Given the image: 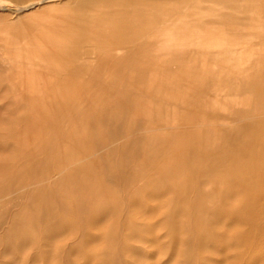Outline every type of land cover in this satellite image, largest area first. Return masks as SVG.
Segmentation results:
<instances>
[{
    "label": "bare ground",
    "instance_id": "1",
    "mask_svg": "<svg viewBox=\"0 0 264 264\" xmlns=\"http://www.w3.org/2000/svg\"><path fill=\"white\" fill-rule=\"evenodd\" d=\"M13 11L12 16L0 17V31L5 32L0 39L8 42L10 50H16L15 55L41 56L39 52L22 49H48L49 55L56 60L51 59L50 65H43L45 60L39 63L54 73L62 70L67 58L85 63L79 71L90 68L91 62L98 57L114 65L115 74L101 85V102L90 124L71 142L69 151L60 152L63 168L57 176H64L62 169L67 177L68 171H76L77 177L72 180V185L80 190L85 188L96 179L104 162L101 158L107 149L115 160L121 158L123 161V182H128L126 173L132 168L145 173L164 172L161 192L157 193L159 195L151 194L154 196L151 197L157 200L158 206L167 200L177 202L174 246L177 250H191L192 235L189 234L188 239L182 236L184 224L181 217L186 211L185 206L195 197L192 190L196 183L192 174L199 151L206 148V144L209 146L205 136V132L213 131L209 114H222L223 123L227 124L242 122L241 127L230 128L224 133L230 136L226 152L232 166L237 164L239 154H247L248 151H251L247 154L251 158L257 155L264 157V69L253 70L247 77L240 69V77L246 81L244 85H236V90H231L233 83L228 74L237 67L234 68L233 64L235 54L226 53L223 61L226 78L223 82H220L222 77L209 67L207 74L198 76V62L185 61V57L191 54L188 50L196 46L199 36H186L182 32L194 30L196 24L208 27L224 22L250 24L257 14L264 15V0H30ZM211 14L215 17L206 18ZM21 40L26 42L23 46L20 45ZM5 52L4 56H8L9 51ZM9 57V63L0 65L6 71L2 87L9 90L6 95L8 104H16L25 110L31 108L30 105H38L31 101L29 94L16 91L17 83L28 84L33 77L22 74L16 79L11 72L16 69L14 61L11 55ZM21 71L24 73L22 69L16 70ZM32 111L34 113L29 111L20 116L18 122L23 124L18 130L2 133L8 137L18 134L24 143L16 146L9 139L7 146L11 145L13 156L5 164H0V170L8 172L12 179L21 175L15 172L18 165L28 161V156L35 155L34 150L24 155L18 150L20 147L29 148L31 144L27 142L35 141L37 137L65 140L59 131L65 117L62 106L45 110L33 107ZM45 141L44 138L42 142ZM259 146L261 152L255 153L254 149ZM32 168L33 165L27 174ZM154 178H148L149 183ZM143 180L144 184L148 183ZM45 182L42 181L40 186H46ZM232 184L235 197L244 193L239 180ZM179 187H185L183 195L166 198L167 193ZM12 190L13 186L4 192L0 190V196L2 192L10 195ZM101 191L104 192L103 189ZM105 193L102 207L94 215L96 222L104 221L112 214L111 201ZM246 194L243 195L248 197L249 205L245 204L232 221L226 224L218 216L209 219L212 225L223 223L229 229L245 226L243 236L233 244L238 248V254L218 262L264 264V193ZM43 195L45 200L52 198L49 191ZM134 206L140 214H147L148 210L141 207L140 201H135ZM67 225L58 224L48 232V251ZM203 246L208 247L209 244L204 242ZM233 257H239L237 263L230 262ZM51 259L49 256L48 260Z\"/></svg>",
    "mask_w": 264,
    "mask_h": 264
},
{
    "label": "rangeland",
    "instance_id": "2",
    "mask_svg": "<svg viewBox=\"0 0 264 264\" xmlns=\"http://www.w3.org/2000/svg\"><path fill=\"white\" fill-rule=\"evenodd\" d=\"M25 1L30 0H0V17L12 16L13 10ZM213 17L211 14L206 18ZM263 20L264 15L257 14L252 23L244 25L224 22L208 27L196 24L194 30L182 32L186 36H199L196 46L188 50L191 54L185 57V61L198 62V76L207 74L208 67L212 68L223 82L226 78L224 54L234 53L233 64L237 68L227 74L233 83L231 90H236L238 84L241 86L246 81V78L240 77V69L244 70V77L253 70L258 72L264 69ZM3 35L5 32L0 31V36ZM25 43V40L20 41L22 46ZM7 44V41L0 39V65L9 63L11 55L16 68L11 72L15 78L22 74L33 77L28 84L17 83L16 91L29 94L31 101L39 104L30 105L32 107L26 110L16 104H8L9 97L6 95L9 90L2 87L6 71L0 68V164H5L13 156L11 145L7 146L9 139L16 146L24 144L18 134L8 137L2 133L18 130L23 124L18 122L20 116L29 111L34 113L33 107L38 110L55 106L64 108V125L59 131L64 134L65 140L62 142L56 137H44L46 141L42 142L44 138L37 137L35 141L27 142L31 144L29 148L18 149L24 155L33 150L35 154L34 157L27 155L29 160L15 169V172L21 173L20 176L18 174L12 179L7 171L0 170V190L4 192L13 186L10 195L2 192L0 196V264H228L218 261L238 254L239 250L233 244L243 236L245 226L229 229L223 223L214 226L209 219L218 216L227 224L239 215L237 213L245 204L249 205L248 197L245 198L243 194L264 193V190L261 191L264 189V157L257 155L251 158L247 155L251 151H248L247 154H239L237 164L232 166L226 152L230 136L224 133L230 128L241 127V121L227 124L223 123L222 114H209L210 122L213 121L210 126L213 131L205 132L209 146L206 144V148L199 151L192 174L196 183L192 190L195 197L185 206L186 211L181 217L184 224L182 236L186 239L189 234L192 235V249L177 250L174 243L178 218L176 210L179 206L177 202L168 200L158 206L151 195L161 192L164 172L145 173L132 168L126 173L128 182H123V161L121 158L115 160L107 149L101 158L104 162L97 171L96 179L85 188L80 190L72 185V180L77 177L76 171H68L67 177L62 169L64 176H57L63 168L60 152L69 151L71 142L90 124L101 102V85L115 74L112 62L98 57L91 62L90 68L79 71L85 63L67 58L62 70L54 73L48 66L39 63L45 60L46 64L43 65H50L51 59L56 60L49 55L48 49H22L41 54L26 57L15 55L16 50H10ZM5 51H9L8 56H4ZM28 60L32 62L26 63ZM17 69H22L24 73L16 72ZM41 69L48 70L40 72ZM260 148L254 149L255 153L261 152ZM15 159H18L16 155ZM32 165V170L27 174ZM150 177H155L151 183L148 181ZM143 179L148 183L144 184ZM236 179L241 182V192L244 193L235 197L232 183ZM42 181H46V186H40ZM101 189L110 198L112 214L106 220L96 222L94 215L102 207L104 192ZM185 190V187H179L167 193L166 198L183 195ZM47 191L51 194L50 200L43 198ZM135 201L141 202V207L148 210L147 214L136 211ZM62 223L68 225L61 229L56 243L48 251L47 234ZM204 242L209 246L204 247ZM49 256H52L50 261ZM238 259L233 257L230 262L237 263Z\"/></svg>",
    "mask_w": 264,
    "mask_h": 264
}]
</instances>
